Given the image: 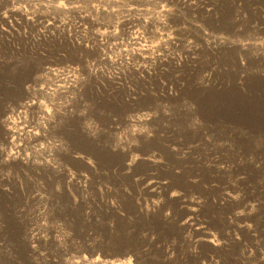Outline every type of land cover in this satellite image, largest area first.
<instances>
[{"label":"rangeland","instance_id":"374dc122","mask_svg":"<svg viewBox=\"0 0 264 264\" xmlns=\"http://www.w3.org/2000/svg\"><path fill=\"white\" fill-rule=\"evenodd\" d=\"M95 257L264 264V0H0V264Z\"/></svg>","mask_w":264,"mask_h":264},{"label":"bare ground","instance_id":"6f19581e","mask_svg":"<svg viewBox=\"0 0 264 264\" xmlns=\"http://www.w3.org/2000/svg\"><path fill=\"white\" fill-rule=\"evenodd\" d=\"M16 10H17V7H16V9H13L11 11L13 12ZM140 23H142V21ZM146 23L148 24L149 22L146 20ZM153 23H155L157 26H160L163 24L160 21L159 17H155L153 19ZM135 27L136 26L133 23L131 28H130L131 31H129L126 34V43L124 45L123 44L121 45V43L118 42V37L121 34H119V36H118V33H116V32L103 31V32H98V35L102 36V37H106L108 39L111 38L112 42L110 43L111 44L110 49L119 51V54L124 59L133 60L137 57L144 58V57H146V53L149 50L148 44L146 43L147 41L143 38V36H141V34H139L137 32ZM122 46H124V47H122ZM111 63H113L112 59H111ZM67 80H69V79L65 78V81H67ZM41 110H42V107H41ZM23 117H24V115H23ZM22 122H23V120H22ZM24 122H25V118H24ZM8 123H11V121H9ZM26 135H28V138H34V136L36 137V133H34V132L28 133V131H27ZM13 139L17 140L18 137L15 136V137H13ZM19 139H21V138L19 137ZM10 156L13 157V155H10ZM123 262H124V259H102V260H99L96 257L95 258H87V259L82 258V260L74 261L75 264H122Z\"/></svg>","mask_w":264,"mask_h":264}]
</instances>
